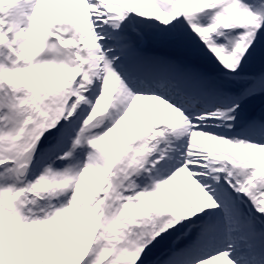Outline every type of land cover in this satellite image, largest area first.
I'll return each instance as SVG.
<instances>
[{"label": "snow or ice", "instance_id": "1", "mask_svg": "<svg viewBox=\"0 0 264 264\" xmlns=\"http://www.w3.org/2000/svg\"><path fill=\"white\" fill-rule=\"evenodd\" d=\"M0 264H264V0H0Z\"/></svg>", "mask_w": 264, "mask_h": 264}]
</instances>
